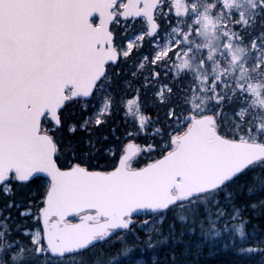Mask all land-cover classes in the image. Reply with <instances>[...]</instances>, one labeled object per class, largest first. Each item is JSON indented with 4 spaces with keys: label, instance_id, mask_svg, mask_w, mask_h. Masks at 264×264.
<instances>
[{
    "label": "snow or ice",
    "instance_id": "1",
    "mask_svg": "<svg viewBox=\"0 0 264 264\" xmlns=\"http://www.w3.org/2000/svg\"><path fill=\"white\" fill-rule=\"evenodd\" d=\"M264 264V0H0V264Z\"/></svg>",
    "mask_w": 264,
    "mask_h": 264
},
{
    "label": "trees",
    "instance_id": "2",
    "mask_svg": "<svg viewBox=\"0 0 264 264\" xmlns=\"http://www.w3.org/2000/svg\"><path fill=\"white\" fill-rule=\"evenodd\" d=\"M170 258V255H168L167 253H161L159 255L153 256V259L157 262V264H165V262Z\"/></svg>",
    "mask_w": 264,
    "mask_h": 264
}]
</instances>
